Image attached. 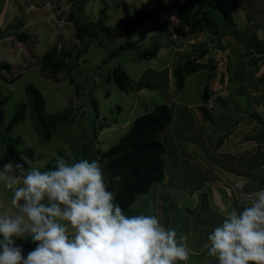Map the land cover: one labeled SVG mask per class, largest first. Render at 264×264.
<instances>
[{"label": "rangeland", "instance_id": "1", "mask_svg": "<svg viewBox=\"0 0 264 264\" xmlns=\"http://www.w3.org/2000/svg\"><path fill=\"white\" fill-rule=\"evenodd\" d=\"M228 1L235 30L220 37L209 29L187 33L191 21L210 18L209 10L193 8L188 18H178L175 11L168 7L166 0H0V28L9 32L0 39V62L4 61L9 65V70L0 72V97L6 98L2 105V123L10 119L19 103H25L24 120L18 122L9 133L11 138L18 136V149L24 160L31 161V167L42 169L56 155L64 156L69 162L73 159L99 158L101 151L115 144L126 132L134 117L153 110L155 104L162 102L161 91L168 83H173L174 94L180 100L194 104L201 102L205 87L219 89L221 93L216 97L218 107L212 113L213 124L217 122L214 130L219 129L223 123L229 125L233 122L228 113L237 112L238 109L230 94L241 87L243 92L240 96H245L248 100L244 113L246 115H243L244 120L241 121L243 127L234 132L236 135L231 133L224 136L217 131L206 130V134L199 139L202 142L196 141L194 139L197 134L193 129L200 121L196 113L199 111L204 115L205 111L203 113L198 105L187 108L184 104V107L176 110L181 120L175 118L179 122L170 124L166 130L170 133V144L162 155L166 165L163 179L153 183L148 192L137 194L136 200L124 208L130 214L157 215L165 226L175 228L178 235L186 236L188 246L191 245V250L195 251L202 238L209 233V228L201 230L197 227L201 223L200 218H203V214H197V208L201 207L202 189L197 191V204L193 206V212L187 210L186 205L179 207L178 202L190 196L189 192L195 186L200 183L202 185L199 175H193L189 171L202 167L210 157L206 148L203 149L205 143L210 141L220 145L228 141L227 137L232 136L234 140L229 144L234 148L238 142L242 145V142L249 140L247 138L253 133V129L249 127L251 124L246 120L249 119L247 116L251 113L261 116L264 112V54L259 53L260 49H264V0ZM138 7L150 11L151 15L136 27L140 28L117 34L118 22L131 16L133 9ZM85 26H91L96 34L77 37V28ZM23 34L26 35L25 38H22ZM203 34L205 40L200 43ZM241 36L242 41H239L237 38ZM187 37H197L199 40L195 41L200 43L196 46L199 49H194L196 43L189 42L192 45L189 47L191 52L187 55L188 59L194 58L211 67H204L192 74L185 73L184 85L179 91L175 87L174 70L187 58L181 64L179 55L185 56V48L183 53H178L182 49L179 41L183 42ZM248 38L253 46H246ZM128 42L130 45H127ZM54 47L56 55L53 59L62 57L64 60L63 68L56 72L41 60L43 54ZM120 47L118 53L107 58L110 52ZM202 51H205L203 57L198 55ZM257 56L261 58L251 60ZM114 67H121L126 71L133 89L121 90L111 77L108 79ZM169 69L172 75L170 79ZM16 75L19 76L11 81ZM216 78L220 79L219 82ZM204 82L208 84H203ZM26 83L35 85L41 91L47 113L57 114L59 117L63 113L67 114L66 110L71 111L65 118L71 120L63 124L62 120L57 119L56 132L45 142H40L41 138L32 127L27 113L29 101L23 86ZM254 100L257 101L253 102ZM226 102L230 103L229 110L222 105ZM222 113L225 114L223 118ZM171 114L174 115L173 108ZM253 121L256 123L257 119ZM245 123L249 126L245 127ZM176 124L179 129L181 125L184 131L183 136L179 135L177 139L173 133ZM256 135L260 140L264 138L262 131ZM193 140L200 145V152L186 147L189 142L195 143ZM245 146L243 143L242 147ZM1 148L0 142V157L3 155ZM25 148L33 149L32 159L25 157ZM220 149L223 148L220 146ZM242 149L237 152V157L245 152ZM229 151L235 152L234 149ZM255 153L256 150L249 152L241 161L251 166L252 163L247 159L252 158ZM261 153L259 158L264 156V150ZM256 163H259L258 160ZM104 171L107 175L106 168ZM15 173L20 175L17 169ZM237 181L229 184V193L232 197L237 193L241 198L244 195V183ZM258 182H263L262 177H259ZM238 183L243 186L241 190L236 186ZM12 195V191L0 183V214L15 211L11 206ZM133 203L136 208L130 210L129 206ZM201 212L205 219L213 218L209 205L205 211L203 207ZM16 243L23 247L25 255L35 247L30 237L27 241L21 239Z\"/></svg>", "mask_w": 264, "mask_h": 264}, {"label": "clouds", "instance_id": "2", "mask_svg": "<svg viewBox=\"0 0 264 264\" xmlns=\"http://www.w3.org/2000/svg\"><path fill=\"white\" fill-rule=\"evenodd\" d=\"M213 98L201 95L206 113ZM104 168L96 159L61 155L43 170L4 164L0 183L12 191L15 211L0 214V264H187V237L157 215L125 211ZM243 194L250 206L227 211L207 237V255L218 264H264V189ZM29 237L35 247L25 255L16 241Z\"/></svg>", "mask_w": 264, "mask_h": 264}, {"label": "trees", "instance_id": "3", "mask_svg": "<svg viewBox=\"0 0 264 264\" xmlns=\"http://www.w3.org/2000/svg\"><path fill=\"white\" fill-rule=\"evenodd\" d=\"M166 2L168 7L175 11V15L178 18H188L193 8L197 7L205 8V10L210 11V18L196 19L191 21L188 26V33L209 29V31H212L214 34H217L221 37L222 35H225L226 32H232L235 30V24L231 20L228 9V0H166ZM150 15V11L141 9L139 7L134 8L131 16L125 18L121 22H118L117 34H123L125 32H130L134 29L136 30L140 28L136 27L145 22ZM8 33L7 31L5 32L2 28H0V39L4 36H7ZM75 33L79 38L85 34H96L94 33V30L91 26L78 27ZM113 35H111V37ZM25 37L26 35L23 34L22 38ZM197 37H199V35H197ZM245 37H247V34L244 36V40ZM240 38H243V36L237 38L239 41H242ZM245 44H247L246 46L249 45V47L253 46V43L249 40V38ZM127 45H130L129 42ZM120 50L121 47L110 52L107 58L113 57ZM204 52L205 51L200 52L199 55H202ZM259 53L264 54V49H260ZM76 54L80 53L76 52ZM55 55L56 49L54 47L50 52L44 53L41 58V60L44 61L53 72L58 71L64 66V60L62 57L53 59ZM260 58L261 56L252 57L251 60L256 61ZM185 61L183 65H177L174 70L176 90L182 89L183 77L185 73H192L207 66L211 67V65H207V63L204 62H199L194 58L191 60L186 58ZM8 69L9 65L6 62H0V72L2 70L7 71ZM18 76L19 75H16L10 80L14 81ZM109 77L112 78L113 83L119 89H133V86L129 84L127 73L123 68L114 67L111 70L108 79ZM242 92L243 89L238 87L233 91V93L230 94V97L235 101V108L238 109L237 112L233 111L235 113H246L245 107L247 105L248 99H246L247 97L245 96H240L242 95ZM24 93L29 101L27 113L30 116L32 127L36 130L38 136L41 138L40 142L49 140V138L56 132L58 126V123H56L57 119L62 120L63 124L71 120V118L65 120L66 115L71 113L69 109L66 110L67 114L63 113L59 117L57 114L52 115L47 113L45 110V98L35 85L26 83L24 85ZM211 93L212 90L208 87H205L202 94V99L206 100L211 95ZM234 94L238 95L234 96ZM230 97L228 96V99H230ZM5 101L6 98L0 97V142L2 143L1 149L3 152V155L0 157V169L3 168L4 164L12 163L13 165H23V168L26 171L31 168V164H29L31 161H25L21 156V153L18 149V143L20 142L18 136L15 138H11L9 136V133L12 131L13 127L18 122L24 120L26 105L23 102L19 103L14 108L10 119L3 124L2 105ZM228 104L230 103L226 102L224 105L229 110ZM201 109L204 112V108L201 107ZM204 114L206 116L208 115L206 112ZM250 116H255V113L249 114V117ZM174 118H179L181 120L179 114H177ZM174 122H179V120L176 121V119H172L171 106L165 102H159L155 104L153 110L134 117L130 122L128 129L120 137V139L115 144H112L108 149L101 151L99 158H97V156L95 157L96 160H99L105 166L107 176H109L111 180L110 190L114 189L116 191L117 201L123 209L133 202L137 194L148 192L150 186L153 183L160 182L163 179L166 165L162 155L170 144V133L166 130L167 127ZM177 125L178 124H176V127L173 130L176 139L179 137V135L183 136L184 132L181 129V125L180 129ZM179 130L182 132H179ZM24 152L26 158L32 159V148H25ZM54 163L55 156L46 162L42 170L44 168L52 167ZM253 168L254 167L251 169L253 170ZM17 170L21 175L20 170ZM193 170L194 169L192 168L191 172L194 175ZM195 174L201 175V172ZM183 175L185 176V173H183ZM117 177H119V179H117ZM198 187L200 186H195L193 189L196 190L195 188ZM193 189L191 192H189L190 194H192L194 191ZM257 191L258 190H250L246 191V193H255ZM242 200L245 201L243 202L244 204L250 203V201L245 197H242ZM200 204L201 207H198L199 209L197 208V214L202 216L203 212H201V210L203 207H206V198L204 195L200 198ZM216 217L218 218L217 215Z\"/></svg>", "mask_w": 264, "mask_h": 264}, {"label": "crops", "instance_id": "4", "mask_svg": "<svg viewBox=\"0 0 264 264\" xmlns=\"http://www.w3.org/2000/svg\"><path fill=\"white\" fill-rule=\"evenodd\" d=\"M188 39H184L186 41L185 43H184V40H183V42L179 41L181 44L180 46H182V49L179 50L178 53L179 54L181 52L183 53V49L185 48V51H184L185 56H183V54H182V56L179 55L181 57V59H180L181 64H182V61L184 60V58H186L187 55L189 54V52H191V50L189 51V49H190L189 47L192 44L189 42H195V40L192 38H188ZM195 43L196 44H195L194 49L195 48L199 49L198 47H196L198 45L197 44L198 42H195ZM171 76H172L171 75V69H169L168 79H170ZM184 76H186V75H184ZM216 80L219 82L220 79L216 78ZM203 84H208V82L207 83L204 82ZM204 87H205V85L203 86V88ZM208 88H210L212 90V93H211L212 97L216 98L218 96V94L221 93V91H219V89L217 90L216 87H209L208 86ZM161 92H162V96H163L162 102H165L168 105L170 104V106H172V108L174 109V115L172 116V119H174V120H175L174 117L177 114H179V113H176V110L181 109L182 107H184V105H186L187 108H189V107L191 108L193 105H195V106L198 105L200 107V104H194V103H190L187 101L180 100L178 98V96L176 94H174L173 83L172 84L168 83V85L166 87H164ZM215 98H213L214 99V106L212 108V111L210 113H208L207 116L205 114L203 115L199 111L196 113L197 116L200 118V121L198 122L197 125H194V129H193L194 132L197 134V136L194 139L196 141L202 142L199 139L201 138L202 135L206 134L205 133L206 130L217 131L220 134L227 136L228 134L234 133L243 127V126H241V125H243V124H241V121L244 120L243 115H246V114L235 113L232 111L231 113H228V114L232 116L233 122L230 123L229 125H226L223 123V125L219 126V129L214 130V126L216 125L217 122L213 124L212 113L215 112L217 109L216 108L214 110V108L218 107V105L216 104L217 98L216 99ZM255 101H257V100H254L253 102H255ZM222 105H224V104H222ZM262 109L264 110V107ZM255 110H257V109H255ZM262 113L263 114L261 116H258L256 113H255L256 117L255 116H250V117L247 116V118H249V119H246V120L249 122V125L251 124V126H249L247 123H245L244 125H245V127L246 126L251 127V130L253 129L252 132L254 134L251 133V135H249V138H247L249 140L242 142L241 143L242 145H240V143L238 142V144H235L234 148H232L231 145L229 144V142L234 140V137L231 136V137H227L228 141L226 143H222L219 145V143H216V142L211 143L209 141L208 143H205L203 146V149L206 148L207 152H209L210 157L207 158L206 163H203L202 167H198V169L193 168L194 169L193 173L201 172V175H199V177H200V181L202 182V185L200 183L199 184L200 187L195 188L196 190H194L196 192L193 191L194 193L192 192V194H190V196L184 198L183 201L178 202V203H179V207H184V205H186V209L193 212V210H194L193 206H195L197 204V197H198L197 191L202 189L203 190L202 194L206 198L205 206L209 205L210 210L213 214V218H211L210 220L205 219V215L203 213V218H201L202 221L200 220L201 223L197 224V227L200 228L201 230H203L207 227V228H209V233H207L202 238L201 244L198 245V248L195 251L191 250V254H190V257H189L187 264H218V261L216 260V258L209 257L207 255V249H206L205 245L207 244L208 235L211 233V231L213 230L214 227H216L222 223L224 216H225L227 211H231L232 209H236L239 212V211H242L244 207L250 206L249 203L244 204L243 201H239L240 198L238 197L237 193H235V195H233V197H234V199H233L232 195L229 193V191H230L229 184L232 181L235 183V181H237L239 179V181H237V182L244 183V184H242L244 187L240 183H238L236 186H238L239 189H242V187H243L245 192L250 191V190H258L259 191L260 189H264V156L259 158V156L262 154L261 152H263V150H264V144H261L262 142L264 143V138H262L260 140V138H258L256 135V134H258V132L262 131V134L264 136V112H262ZM221 116L223 118V117H225V114L222 113ZM255 118L257 119V122L253 123L254 122L253 120L256 121ZM234 134L236 135V133H234ZM194 140H193V142H195V143L189 142V143H187L186 147L189 150H197L198 152H200L201 147L199 144H197L198 142H196ZM243 143H244V145H246L245 147H242ZM192 144H194V145H192ZM220 146L223 149H220ZM207 147H210V149H208ZM191 148H194V149H191ZM240 148H243L245 152L242 153L239 157H237L236 155H237V152L240 151ZM230 149H234L235 152H230L229 151ZM254 150H256L255 155L252 158L247 159L249 162L252 163V165L249 166V164L243 163L241 161V158H245L243 156L247 155L249 152H253ZM256 160H258V162H259L258 164L256 163ZM189 167H192V166H189ZM252 167H254L253 170L251 169ZM259 167H262V168H259ZM201 168H203L205 172ZM216 169H217V171L215 172ZM189 172H191V171H189ZM259 177H262L263 182H258ZM203 195L201 197H203ZM221 205L223 206V209H224L223 211L221 210ZM205 210H206V207H204V211ZM216 215H219L218 218L216 217ZM201 234L203 235V232H201ZM189 248L190 249L192 248L191 245L189 246Z\"/></svg>", "mask_w": 264, "mask_h": 264}, {"label": "bare ground", "instance_id": "5", "mask_svg": "<svg viewBox=\"0 0 264 264\" xmlns=\"http://www.w3.org/2000/svg\"><path fill=\"white\" fill-rule=\"evenodd\" d=\"M218 44H219V43H218ZM151 49H152V48H151ZM186 61H187V60H186ZM186 61H185V62H186ZM8 70H9V69H8ZM23 86H24V85H23ZM133 87H134V86H133ZM169 109H170V108H169ZM19 110H20V109H19ZM42 110H43V109H42ZM15 111H16V110H15ZM49 114H50V113H49ZM58 121H59V120H58ZM39 128H40V127H39ZM167 198H168V197H167ZM135 200H136V199H135Z\"/></svg>", "mask_w": 264, "mask_h": 264}, {"label": "built area", "instance_id": "6", "mask_svg": "<svg viewBox=\"0 0 264 264\" xmlns=\"http://www.w3.org/2000/svg\"><path fill=\"white\" fill-rule=\"evenodd\" d=\"M207 107H210V103L207 104Z\"/></svg>", "mask_w": 264, "mask_h": 264}]
</instances>
